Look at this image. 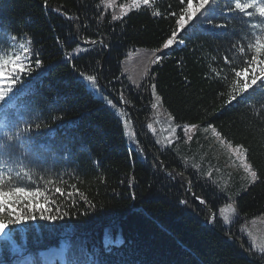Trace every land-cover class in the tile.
I'll return each instance as SVG.
<instances>
[{"label":"trees","instance_id":"1","mask_svg":"<svg viewBox=\"0 0 264 264\" xmlns=\"http://www.w3.org/2000/svg\"><path fill=\"white\" fill-rule=\"evenodd\" d=\"M228 2L216 0L212 24L201 10L191 21L185 15L180 30L176 21L187 7L181 0L138 6L133 0H0V44L7 49L15 36L33 53V70L16 85L32 82L17 120L20 130L29 124L24 135L31 139L19 144L14 159L31 169L36 187L72 192L71 198L54 196L52 214L59 208L68 213L62 219L37 213L17 226L22 252L4 243L0 264H264L241 229L264 215V104L259 94L248 97L234 87L244 82L235 70L255 54V40L264 39V18L229 10ZM250 19L260 24L251 27ZM173 32V45L163 48ZM244 45L249 48L241 52ZM141 49L155 55L129 75L126 62ZM81 75L94 77L127 111L144 157L129 148L122 119ZM153 90L176 123L214 126L244 148L258 180L236 198L231 225L221 216L230 199L219 186L183 164L172 147L159 148L145 125ZM62 242L64 262L43 257Z\"/></svg>","mask_w":264,"mask_h":264},{"label":"snow or ice","instance_id":"2","mask_svg":"<svg viewBox=\"0 0 264 264\" xmlns=\"http://www.w3.org/2000/svg\"><path fill=\"white\" fill-rule=\"evenodd\" d=\"M141 0H133V4L138 6ZM143 4L148 5L149 0H142ZM187 4V7L182 10L179 19L176 21L179 29L183 30L187 21H191L201 10H205L202 15L204 22L212 24L214 13L218 5L216 0H181V3ZM108 4V7H111ZM240 14L252 17L253 11L258 14L260 18H264V0H229L227 7L229 10L232 7ZM126 14V12L124 13ZM161 13L155 11L153 15L159 16ZM175 15V13H173ZM187 16V21L185 19ZM118 17L113 16V19ZM251 27H256L260 21H248ZM225 24H213V27H225ZM195 27V25L193 26ZM177 32H173L172 37L164 44L163 48L167 49L173 45L176 40ZM182 39V38H181ZM13 41L16 44L9 45L7 49L0 44V247L4 243H11L13 250L17 253L22 252V249L16 247L15 237L20 231L21 226L26 224L29 220H35L37 213L40 219H48L55 221L62 219L68 213H60V209H55L53 213L52 205L57 203L54 198L58 193L61 196L67 195L69 198L72 192L65 193V190L59 186L43 189L36 187L33 181V173L27 165H24L19 158L16 157L15 149L19 144L30 140V137H25V133L31 131L28 123L25 128L20 130L17 120H22L21 115L24 107V97L29 94L32 87V82L22 84L21 87H16L18 83H22V77L30 74L33 70V53L29 44L19 42V38L13 36ZM255 54H249L246 60H242L239 65V70H235L236 78H242V85H234L238 87L240 93L247 92L248 97L259 94L261 96V104H264V39L257 38L255 40ZM249 45H244L240 48L241 52H245ZM160 58L158 57L157 60ZM231 60L230 56L225 57V62ZM35 67H39L40 61H34ZM258 73V74H257ZM86 79L94 80L92 76ZM255 86V87H254ZM154 87V86H153ZM251 89V91H249ZM236 96H232L231 100H235ZM7 151H4V150ZM239 151V149H237ZM19 164V167L13 165ZM246 169L250 171L253 181L257 178V172L251 170L250 165H245ZM52 180H47L46 184H54ZM75 187L74 185L72 186ZM78 193V190H77ZM204 203V201H201ZM231 207V205H229ZM4 217H7L6 219ZM224 222L228 223V217H224ZM111 243V241H108Z\"/></svg>","mask_w":264,"mask_h":264},{"label":"rangeland","instance_id":"3","mask_svg":"<svg viewBox=\"0 0 264 264\" xmlns=\"http://www.w3.org/2000/svg\"><path fill=\"white\" fill-rule=\"evenodd\" d=\"M111 5L109 8L113 9L114 5ZM154 55V50L148 49L132 53L126 62L127 73L135 75L137 67L147 61L151 62ZM86 77L88 75H81L80 78L122 119L129 148L136 150L141 157H144L146 152L138 137L133 119L121 105L113 100L111 95L101 89L96 79L89 80ZM152 109V117L145 125L158 147L161 149L172 147L183 164L192 167L219 186L222 194L230 199V202L221 208V216L223 221L227 216L228 223H224L231 225L238 217L236 198L258 180L257 176L253 181L250 171L245 167L246 164L250 166L251 164L246 158L244 148L225 141L214 126L201 123H176L172 114L162 104L156 90H153ZM251 170L255 171L252 166ZM241 227L254 249L264 254V215L246 220ZM64 249L65 244L62 243L60 246L44 251L43 257L51 263L64 262Z\"/></svg>","mask_w":264,"mask_h":264},{"label":"water","instance_id":"4","mask_svg":"<svg viewBox=\"0 0 264 264\" xmlns=\"http://www.w3.org/2000/svg\"><path fill=\"white\" fill-rule=\"evenodd\" d=\"M196 198V197H195ZM198 201H201L200 199H198V198H196ZM206 206V205H205ZM213 218H214V220H216V218H217V213L216 212H213Z\"/></svg>","mask_w":264,"mask_h":264}]
</instances>
